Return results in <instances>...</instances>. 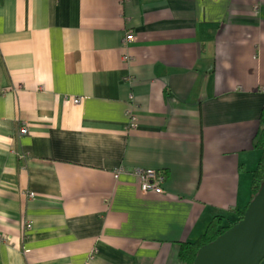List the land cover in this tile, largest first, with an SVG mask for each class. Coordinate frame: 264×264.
I'll return each instance as SVG.
<instances>
[{
  "label": "crops",
  "instance_id": "obj_1",
  "mask_svg": "<svg viewBox=\"0 0 264 264\" xmlns=\"http://www.w3.org/2000/svg\"><path fill=\"white\" fill-rule=\"evenodd\" d=\"M263 105L264 0H0V264H184L251 196Z\"/></svg>",
  "mask_w": 264,
  "mask_h": 264
},
{
  "label": "water",
  "instance_id": "obj_2",
  "mask_svg": "<svg viewBox=\"0 0 264 264\" xmlns=\"http://www.w3.org/2000/svg\"><path fill=\"white\" fill-rule=\"evenodd\" d=\"M264 258V179L242 216L197 250L193 264H260Z\"/></svg>",
  "mask_w": 264,
  "mask_h": 264
},
{
  "label": "trees",
  "instance_id": "obj_3",
  "mask_svg": "<svg viewBox=\"0 0 264 264\" xmlns=\"http://www.w3.org/2000/svg\"><path fill=\"white\" fill-rule=\"evenodd\" d=\"M253 145L260 149V156L257 161L255 168L252 170V177L250 183L251 196L256 193L259 189L263 179H264V105L259 115V126L258 130L255 133L253 138ZM164 174V172H163ZM165 176V174H164ZM247 205V204H246ZM244 206L242 209H238L236 212V218L229 221L226 224H222V215H215L207 224L203 233H201L195 240L193 241H185L182 243L180 248V258L184 264H193L195 254L199 247L203 244L211 241L221 232H223L229 225L238 220L245 209ZM260 264H263L262 262Z\"/></svg>",
  "mask_w": 264,
  "mask_h": 264
},
{
  "label": "built area",
  "instance_id": "obj_4",
  "mask_svg": "<svg viewBox=\"0 0 264 264\" xmlns=\"http://www.w3.org/2000/svg\"><path fill=\"white\" fill-rule=\"evenodd\" d=\"M135 38V33L132 30H128L125 34V40L131 41ZM74 101H79L78 97L74 98ZM21 133H26L27 132V127L25 125L21 126L20 128ZM122 174H134L139 180L140 188L143 191H148V190H155V191H162L163 186L162 182L165 179V176L163 172H160L158 170H154L152 168H136L132 171H128L125 169L123 166H119L115 168L114 170V176L118 177ZM27 228L31 226V223L26 224ZM5 238L4 234H0V241Z\"/></svg>",
  "mask_w": 264,
  "mask_h": 264
},
{
  "label": "rangeland",
  "instance_id": "obj_5",
  "mask_svg": "<svg viewBox=\"0 0 264 264\" xmlns=\"http://www.w3.org/2000/svg\"><path fill=\"white\" fill-rule=\"evenodd\" d=\"M124 167V166H123ZM125 169H127L126 167H124ZM113 175H114V172H113ZM251 198L248 199V201L250 200ZM248 203V202H247ZM262 263L264 264V258L262 260Z\"/></svg>",
  "mask_w": 264,
  "mask_h": 264
}]
</instances>
